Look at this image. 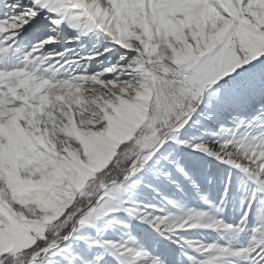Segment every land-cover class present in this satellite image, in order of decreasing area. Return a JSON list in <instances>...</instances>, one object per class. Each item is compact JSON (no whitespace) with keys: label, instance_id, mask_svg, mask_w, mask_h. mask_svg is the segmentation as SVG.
Instances as JSON below:
<instances>
[{"label":"snow or ice","instance_id":"snow-or-ice-1","mask_svg":"<svg viewBox=\"0 0 264 264\" xmlns=\"http://www.w3.org/2000/svg\"><path fill=\"white\" fill-rule=\"evenodd\" d=\"M64 261L264 264V0H0V264Z\"/></svg>","mask_w":264,"mask_h":264},{"label":"rangeland","instance_id":"rangeland-1","mask_svg":"<svg viewBox=\"0 0 264 264\" xmlns=\"http://www.w3.org/2000/svg\"><path fill=\"white\" fill-rule=\"evenodd\" d=\"M201 238L207 242V241H211L213 239H218V236L216 234H211V235H205ZM77 250L78 249L74 246L73 249L70 251L69 256H71L72 253H74ZM64 264H67V261H64Z\"/></svg>","mask_w":264,"mask_h":264}]
</instances>
